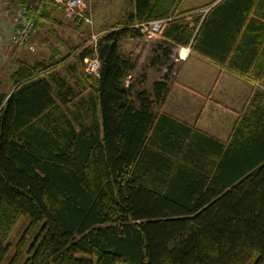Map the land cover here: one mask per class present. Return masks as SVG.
<instances>
[{
  "label": "trees",
  "instance_id": "obj_1",
  "mask_svg": "<svg viewBox=\"0 0 264 264\" xmlns=\"http://www.w3.org/2000/svg\"><path fill=\"white\" fill-rule=\"evenodd\" d=\"M180 1L133 0L94 45L87 37L57 59L16 58L11 89L0 92V264H264V106L242 109L221 141L154 109L163 80L149 92L125 81L134 61L119 40L142 35L129 23L165 19L154 61L189 43L197 16L182 20ZM54 5L28 6L32 30L63 24ZM241 5L221 6L197 38L256 81L264 22H245ZM93 54L96 77L83 71ZM74 85L89 91L77 97ZM20 217L26 226L7 257Z\"/></svg>",
  "mask_w": 264,
  "mask_h": 264
},
{
  "label": "rangeland",
  "instance_id": "obj_2",
  "mask_svg": "<svg viewBox=\"0 0 264 264\" xmlns=\"http://www.w3.org/2000/svg\"><path fill=\"white\" fill-rule=\"evenodd\" d=\"M46 1H49L51 5L56 4L51 0ZM36 2L37 0H28L27 5L29 8H32ZM16 4L18 3L15 0H0V22L2 21L3 24L9 25V22L7 20L5 21V19H8L11 15L13 16V9ZM52 10L53 14H55L63 24L53 23L47 20L43 22L42 25H37L35 27L36 31L31 34L29 39L32 49H29L26 44H21L23 47L17 48L16 46L19 45H13L9 41L0 46V92L6 94L11 89L8 81V73L15 69L16 58H24L29 62L34 60H48V54L50 53L48 47L55 46L60 49V53H57V55L55 54L52 59H57L61 56V53H66L73 46L89 37L91 32L100 35L106 29L122 22L127 16V13L133 10V0H91L84 8L88 13V20L78 17L75 19L64 18L60 15L57 5H54ZM176 12L178 11L175 10V13ZM135 23L137 22L133 21L129 24L135 25ZM9 34H3V37L8 40ZM161 34L162 29L155 35H150L149 37L142 34L136 37L124 36L119 40L121 52L134 61V68L125 79L126 83L131 84L133 92L141 89L149 92L151 89V82L154 80H163L165 82L167 87L165 98L161 105L156 106L155 104L154 109L162 111V109L165 108L176 114L177 112L175 111L177 107L174 106L173 99L179 97L180 93L190 94L186 100L189 105L185 104L183 107L185 119L190 123L192 122V125L196 123L201 128L209 129L211 127L209 125L212 122L213 126L220 122L224 125L226 119L221 118V121L219 119V122L217 121L216 123L215 120L216 117H222L228 113L227 124H229L235 116V113H230L232 109L234 112L238 111L240 113L246 106L251 109L264 106V78L252 81L240 75L237 76L238 78H233V75L232 77L228 76L229 80L225 81L224 88L222 89L218 88V86L215 88L213 87L214 83L218 82V79L221 82L220 77L215 79L214 76V81L211 80L210 84L204 88L199 89V84L196 85V88L198 87L197 89L189 87L187 84L188 80L184 78V76L189 78V75L185 73L183 76L180 71L179 60L182 58H175V49L183 46L182 44L171 43L170 51L167 55L168 58L165 61L158 62L153 60V55L155 53L154 45L157 42L164 43ZM42 38H45V43L40 41ZM60 66L61 65L57 66L56 69ZM60 73L63 74L62 71H60ZM239 79L245 81L246 84H244L243 87ZM222 80L224 82V78ZM67 81H69V83L72 82L70 78H67ZM201 82L204 83V80H201ZM247 83L251 84V86H248ZM74 90L77 92L79 91L77 97L82 98L89 91V89L86 88L82 92L77 85H74ZM235 93L236 96L231 100L226 98L227 94L233 96ZM237 94H239V96ZM220 96L222 100L231 103V105L216 107L209 103L211 100L217 101ZM86 121H88V119L84 117L83 122ZM213 129L215 130V128ZM218 132L224 133L225 129L223 130L222 128L221 131ZM25 226L26 220L23 217L18 218L12 226L5 240L10 249L7 257L12 254L13 248L15 244L18 243L19 237ZM7 259L4 261V264H7ZM15 260H17L16 264L20 261L17 258H15Z\"/></svg>",
  "mask_w": 264,
  "mask_h": 264
},
{
  "label": "crops",
  "instance_id": "obj_3",
  "mask_svg": "<svg viewBox=\"0 0 264 264\" xmlns=\"http://www.w3.org/2000/svg\"><path fill=\"white\" fill-rule=\"evenodd\" d=\"M231 1L233 0H181L176 9V11L178 12L182 11L181 13L178 14V16L182 17V20H184L185 22H189L190 20L193 19V17L197 16V23L194 29L195 33H193L192 36L190 37L189 43L182 44L183 46H185V48L188 49V53L184 58L179 60L181 74L183 76L185 73L189 75V78H186L185 76L184 78L188 80L187 81L188 86L193 89L198 88V87L196 88L197 84L200 85L199 89L208 86L211 80L214 81V76H215V79L217 77H220L221 82L218 79V82L214 83L213 87L215 88L216 86H218V88L223 89L225 85V81L229 80L228 76L232 77L233 75V78H238L237 76L240 75L238 74L239 73L238 70H232V69L226 68L227 61L230 59V54H228L223 60L216 53L209 50V48L206 47L197 38L198 36L201 35L204 26L208 27L214 20H216L219 17V14L221 13L220 7L226 3L230 5ZM240 1L241 3L243 2V5H241L242 6L241 9H239L238 11L241 15L244 14L245 22H246V18L248 17L250 18L251 16L258 18L260 22H264V0H240ZM57 8L59 10L60 15L62 16L61 8L58 4H57ZM183 10H187V11L183 12ZM6 20L9 22V25H6L5 23L3 24L2 21L0 22V46L3 45L4 43H7L8 41L6 40L7 38L3 37V34H9L11 33L13 29V16L11 15L8 19L6 18L5 21ZM34 31H36V28L32 30V33H34ZM40 41L45 43V38L40 39ZM16 47L22 48L23 46L19 45ZM48 51L50 53L48 54L47 59H51L53 58L55 54L57 55V53H60V49L58 47L56 48L55 46L48 47ZM62 54L64 53H61L60 55ZM223 78H224V82L222 80ZM201 80H204V83L201 82ZM240 84L243 87L244 84L246 83L244 80H240ZM247 84L248 86H251V84L249 83ZM188 95L190 94L180 93L179 97H175L173 99L174 100L173 104L174 106L177 107L175 111L177 112L176 114L166 110L165 108H163L164 110L162 109V111L183 122L191 124L192 122L190 123L188 122V120L185 119L186 117L184 116V108H183L185 104L186 105L188 104V102L186 101ZM237 95L239 96V94ZM234 96H236V93L233 96H231L230 94H227L226 98L231 100ZM209 103H211L212 106H216V107L231 105V103L227 101L225 102V100H222L221 96L217 99V101L211 100ZM230 113H233V114L235 113V116L232 118V121L229 124H227V119L229 116L228 115L229 113H228L227 115H223L222 117L220 116L216 117L215 123L217 121L219 122V119L221 121V118L226 119V122L224 123V125L221 124L220 122L219 124L217 125L214 124L213 126L212 125L213 122H212L209 125L211 126L209 129L201 128L196 123L194 124V126L198 128L199 130L205 132L206 134L213 136L216 139H219L221 141H224L229 134L232 123L234 122V120L239 114L238 111L234 112L233 109L230 111ZM212 127L215 128V130ZM222 128L223 130L225 129V132L224 133L218 132V131H221Z\"/></svg>",
  "mask_w": 264,
  "mask_h": 264
},
{
  "label": "built area",
  "instance_id": "obj_4",
  "mask_svg": "<svg viewBox=\"0 0 264 264\" xmlns=\"http://www.w3.org/2000/svg\"><path fill=\"white\" fill-rule=\"evenodd\" d=\"M57 3L62 12L64 18L78 17L88 20V13L84 10L85 6L90 3L91 0H51ZM165 19L157 18L147 21H141L135 23L140 32L149 37L155 35L164 26ZM32 12L28 9V6L16 4L13 9V29L9 35L8 41L13 45L26 44L29 49H32L29 39L32 33ZM99 36L97 33H92L88 37V41L94 45L96 38ZM176 50L175 58H183L187 53L185 46H180ZM99 61L96 55L85 56L83 58V71L91 77L98 75Z\"/></svg>",
  "mask_w": 264,
  "mask_h": 264
}]
</instances>
